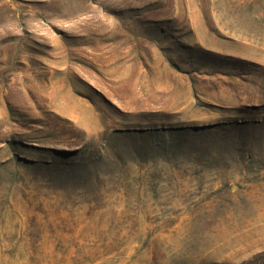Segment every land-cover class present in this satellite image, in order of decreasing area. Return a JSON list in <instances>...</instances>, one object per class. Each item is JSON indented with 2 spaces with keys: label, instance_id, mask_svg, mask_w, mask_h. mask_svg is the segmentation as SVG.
<instances>
[{
  "label": "rangeland",
  "instance_id": "rangeland-1",
  "mask_svg": "<svg viewBox=\"0 0 264 264\" xmlns=\"http://www.w3.org/2000/svg\"><path fill=\"white\" fill-rule=\"evenodd\" d=\"M0 264H264V0H0Z\"/></svg>",
  "mask_w": 264,
  "mask_h": 264
},
{
  "label": "bare ground",
  "instance_id": "bare-ground-1",
  "mask_svg": "<svg viewBox=\"0 0 264 264\" xmlns=\"http://www.w3.org/2000/svg\"><path fill=\"white\" fill-rule=\"evenodd\" d=\"M78 1H79V0H78ZM79 5L81 6V4H79ZM79 5H78V6H79ZM63 10H64V9H63ZM72 10H73V9H72ZM64 11H65V13H66V7H65V10H64ZM69 12H70V11H69ZM75 12H76V11H75ZM70 13H72V12H70ZM66 14H67V13H66ZM63 15H64V14H63Z\"/></svg>",
  "mask_w": 264,
  "mask_h": 264
}]
</instances>
